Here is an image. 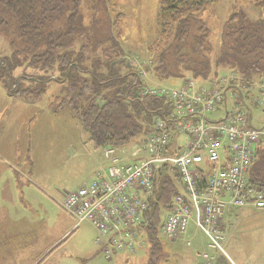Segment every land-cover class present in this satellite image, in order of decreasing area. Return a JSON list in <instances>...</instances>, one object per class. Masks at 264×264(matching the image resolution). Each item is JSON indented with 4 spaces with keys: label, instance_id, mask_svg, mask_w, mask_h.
Returning <instances> with one entry per match:
<instances>
[{
    "label": "trees",
    "instance_id": "obj_1",
    "mask_svg": "<svg viewBox=\"0 0 264 264\" xmlns=\"http://www.w3.org/2000/svg\"><path fill=\"white\" fill-rule=\"evenodd\" d=\"M81 1L0 0V32L11 28L7 36L12 53L0 55V84L10 98L33 104L44 97L51 82L63 83L48 107L75 119L96 149L116 147L125 154L126 146L144 143L154 133V119L164 117L169 103L163 97L141 95L149 85L146 74L158 82L193 78L204 84L214 78L213 68L221 65L245 80L264 75V19L251 24L242 13L232 14L223 25L220 50L212 57L210 30L193 13L216 0H159L157 30L147 46L152 57L148 64H138L141 74L110 32H102L97 41L92 37L99 22L94 18L97 12L102 11L108 28L117 27L122 14L115 10L114 1L96 0L92 20L85 24L79 13ZM255 5L264 10V0ZM104 42L111 45L103 46ZM20 63L42 73L13 77L11 70ZM246 179L264 188V138L255 146ZM180 190L175 169L163 165L154 177L140 225L141 238L149 245L148 264H156L162 255L163 215Z\"/></svg>",
    "mask_w": 264,
    "mask_h": 264
},
{
    "label": "built area",
    "instance_id": "obj_2",
    "mask_svg": "<svg viewBox=\"0 0 264 264\" xmlns=\"http://www.w3.org/2000/svg\"><path fill=\"white\" fill-rule=\"evenodd\" d=\"M131 62L137 66V60ZM206 83L187 78L177 87H145L141 95L163 97L169 103L164 117H155L154 133L127 155L116 147L104 148L105 164L92 180L63 195L61 207L75 226L88 223L96 229L95 242L106 260L143 246L140 225L146 198L163 165L175 169L181 186L161 226L168 241L185 236L193 224L208 249L224 254L225 216L245 206L264 210V188L246 179L255 146L264 138V125L252 124L249 108L264 115V75L245 80L229 70ZM172 132L188 139L169 153ZM204 162L207 170L201 166ZM200 257L212 259L205 251Z\"/></svg>",
    "mask_w": 264,
    "mask_h": 264
},
{
    "label": "rangeland",
    "instance_id": "obj_3",
    "mask_svg": "<svg viewBox=\"0 0 264 264\" xmlns=\"http://www.w3.org/2000/svg\"><path fill=\"white\" fill-rule=\"evenodd\" d=\"M100 1V0H98ZM115 3V10L120 12V19L118 21L117 27L112 24L111 27L106 26V17L102 14V11L95 14V19L98 20L97 24L93 28V39L95 41L99 40L100 37L106 33L110 32L114 39L118 40L120 48L130 56V60L133 58L137 60L139 65L145 63L148 64L151 59V54L147 50L149 41L155 37L156 32V15L159 0H113ZM257 0H216L215 2L205 5L197 11H194L193 15L200 18L205 22L210 30V44L212 46V57L217 55L221 47V36L224 23L227 19L234 13H242L247 21L251 24L256 23L259 19H264V10L255 5ZM96 0H82L79 7V13L83 16L84 24L86 22H91L93 17V5ZM95 8L98 9L100 6ZM105 5V3H104ZM109 7V6H108ZM103 8V5H101ZM116 11V12H117ZM119 30V31H118ZM11 32L9 27L6 31L0 32V55L9 56L12 53L11 47L9 45L10 38L7 36ZM103 32V34H102ZM109 35V34H108ZM109 47L110 42H104L103 46ZM21 48V47H20ZM87 51V50H85ZM23 55V54H22ZM22 55L20 57L22 58ZM137 71L143 73V69L138 66ZM229 70L228 67L218 66L213 68L211 74L213 77L225 74ZM42 73L39 69L27 66L25 63H20L14 65L11 70L13 77L15 76H36ZM55 75L57 73L55 72ZM200 80V79H197ZM146 82L150 85H162L165 87H177L182 83L179 78L170 79L163 82H158L154 80L151 76L146 74ZM200 82V81H198ZM207 85V83H204ZM63 83L51 82L47 88L44 97L33 104H22L20 100V109L23 110L20 113L19 120L29 121L30 126L31 118L33 112L38 110L37 108L49 109L48 104H50L52 97L58 94L63 88ZM1 87V85H0ZM3 106V105H0ZM252 124L258 128L264 125V115H262L258 110L252 108ZM60 116L56 118H51V121L46 122V158L52 157L51 161L46 163V189L50 192V200L48 197L43 196L35 190H28L26 187L34 189L33 186H27L30 182L28 179V173L26 170L28 156L26 153H22V147L24 140L19 137V152L16 164L25 176L20 175V191L19 194L13 197V204L16 206L14 208H19V217L21 220L28 219V215L32 216L34 220H39L41 222L37 223L36 226L29 229L31 231L23 233L21 237L17 240L19 245L24 241L32 240L39 245L41 239L47 234L53 235L60 231V228L65 227L59 220L68 221V216L65 214L61 208V201L63 199L64 192L71 191L86 184L87 180L93 172L92 158L86 160L82 157L83 144L78 142L77 135L82 136L80 128H66L65 126H71L72 117L67 114H59ZM29 116V118H28ZM209 117V115L207 114ZM192 122L196 121V117H191ZM74 121V120H73ZM76 123V121H74ZM23 123V122H21ZM26 123V124H27ZM42 126V125H39ZM35 126L32 125V129ZM182 139L181 143L174 142V140ZM188 139L186 134H178L172 132L171 138V148H177L178 145L183 144ZM73 140V141H72ZM72 141V142H71ZM135 141L133 145H139ZM126 146L125 155L129 154L133 148V145ZM73 149L82 153L77 159L67 162L65 165L63 162L59 161L62 158L63 149ZM72 149V148H71ZM94 155L97 154L96 148L92 146ZM24 156V157H23ZM84 156V155H83ZM47 161V159H46ZM86 165L83 168H79L76 171H72V166ZM100 165V164H99ZM62 166L66 167V171L60 168ZM203 168L208 169V163L204 162L201 164ZM7 169V168H6ZM4 169V171H6ZM96 169V166H95ZM95 171V170H94ZM94 174V172H93ZM93 178V176H92ZM91 178V180H92ZM90 180V181H91ZM26 202H31L36 206L37 211L29 213L24 210L21 206H24ZM4 205L7 204L2 202ZM10 204V203H9ZM233 211V210H232ZM231 211V212H232ZM237 213L233 214L235 217L231 219L224 220L223 230L225 238L223 241L224 254L218 252L219 264H264V212L254 211L253 208L245 206L237 209ZM4 214V212H3ZM24 217V218H22ZM24 222V221H23ZM45 222V224L43 223ZM90 225V224H89ZM86 224H80L77 231L68 237L60 246L56 247L54 250L48 254L40 264H147L150 257L149 245L146 239H143V246L141 248H136V254L133 256H121L113 258L112 260H106L101 254H94L89 256L81 255V251L85 249L94 240V236L97 235V231L93 226ZM31 226L26 225L24 228ZM70 227H67V230ZM195 231L193 225L191 224L188 228L189 234ZM189 236V235H188ZM193 237L192 245H185V236L176 240L180 243L182 252L192 251V260L187 262L186 258L179 259L171 252H168L171 243L167 242L165 238L160 234L159 240L162 244L164 256L162 255L158 259L156 264H194L205 263L201 257L197 256L195 252L201 253L205 251L211 252L205 245V238L198 230L195 231ZM91 241V242H90ZM45 241H41L42 244ZM6 246V247H5ZM20 248V246H19ZM96 248V246H95ZM97 249V248H96ZM197 249V250H196ZM213 251V250H212ZM21 252H18V255ZM189 255V254H188ZM190 256V255H189ZM37 257V256H36ZM35 257V258H36ZM45 261V262H44ZM232 263H231V262ZM58 262V263H57ZM0 264H26V259H21L17 261L6 243L2 242L0 239Z\"/></svg>",
    "mask_w": 264,
    "mask_h": 264
},
{
    "label": "crops",
    "instance_id": "obj_4",
    "mask_svg": "<svg viewBox=\"0 0 264 264\" xmlns=\"http://www.w3.org/2000/svg\"><path fill=\"white\" fill-rule=\"evenodd\" d=\"M247 101L250 102V100ZM0 105H3L0 106V239H1V243L2 242L6 243V245L9 248V252H11L13 256L15 254V258L17 261L19 260V258H21V259H26V264H40L42 260L48 254H50L52 250L60 246L65 240L68 239V237L74 234L77 231L80 224L75 226L74 218L68 212L63 210L69 219L68 221L59 220L60 223L65 225V227L60 228V231H58L56 234L54 233L53 235L46 233V236H44L41 239V241H45L42 244H40L41 241L38 245L36 244V242H32V240H28V241H24L22 244L19 245L17 239L21 237L23 233L28 232L25 230H27V228L29 230L33 228L32 226H36L37 223L41 222L37 219L34 220L30 215H28L29 217L28 219L21 220L18 212L19 208L18 209L14 208L16 205L13 204V197L17 196L20 191V183H19L20 175L25 176L23 172H21V170L19 169L18 165L16 164V161L18 159V152H19V137H22V139L24 140L22 153L24 152L28 156V158H26L28 161L26 170L30 182L27 183V186L29 185L34 187V189H31L29 187L26 188L28 190H35L36 192H39L43 196L48 197L50 200L51 194L46 189V184H47L46 171L49 169L46 168V163L50 162L52 157L46 158V122L51 121V118L57 119L60 115L53 113L50 109L37 108L38 110H36V112H33V116L31 118H29L28 116V118L31 119L30 123L33 124H30V126L25 127V125H29V121L27 123L26 120L23 121L19 120L20 113L23 111L20 109V101L10 98L2 86L0 87ZM25 105L29 106L27 104ZM73 120L76 121L75 119L72 118L71 126L69 125L68 127L67 126L65 127L75 128L79 126L81 130L80 132H82L83 134L82 136L77 135L76 139L78 140V142H81L83 144V146H81L82 147L81 151L83 152L84 156L82 155V153L73 149V147H69L70 149H63V153H62L63 156L62 158L59 159V161L60 163L62 161L63 164L65 165L67 162L77 159L81 155L86 160L92 158L91 162L93 164V172L95 174L97 169L105 164L102 155L103 149H96L97 154L94 155V152L92 150V143L88 140L89 139L88 133L77 122L75 123ZM32 125L35 126L34 129H32ZM181 141L182 139H179L177 143L180 144ZM84 166L86 165H82V167L72 166L71 170L76 171L79 168H83ZM60 168L66 171L65 166H62ZM4 169H6V171H4ZM93 172L90 177V180L92 176L94 177ZM90 180H87L86 183H89ZM2 202H5L7 204L4 205ZM21 207L24 210L28 211L29 213L33 211H37L36 206L31 202H26V204H24V206ZM234 210L232 212L230 211L225 216L224 220L231 219L237 216V215L235 216L233 215L238 212L237 209ZM166 215L167 212H164L162 223ZM43 223L45 224V222ZM223 223H222V228H223ZM27 224L31 226L24 228ZM81 224H86V223H81ZM87 225L89 224L87 223ZM67 227H70V230L69 229L67 230ZM193 228L195 231L197 230L194 227V225ZM195 231H192L190 234L189 232H187V234L185 235L186 246L192 245V241H193L192 236H194ZM95 238L96 235L94 236V240L92 239V242L90 241L91 243L89 244V246H87L85 249H83L80 252L81 255L83 254L84 256H89V255L91 256L94 254L101 255L100 249L95 242ZM166 241L171 243L169 250H167L168 252H171L172 255L174 254L179 259L186 258L187 262H191L193 257L192 251H190V253L182 252L180 248L181 246L179 245L180 243H177L176 241H168V240ZM187 241L190 242L189 245L186 243ZM205 245H206V240H205ZM95 246L97 249L95 248ZM19 251L21 252L20 253L21 255H18ZM210 251L211 252L208 251V253L212 256V259L206 260V262L202 264H219L218 260L220 257L218 255V251L215 250L213 251L210 250ZM136 252H137L136 249L134 252H127V251L120 252L115 254L113 258H117L121 256H133L136 254ZM161 254L164 256L162 244H161ZM195 254L200 257V253H198L197 251L195 252ZM187 264H191V263H187ZM194 264H199V263H197L196 261V263Z\"/></svg>",
    "mask_w": 264,
    "mask_h": 264
},
{
    "label": "flooded vegetation",
    "instance_id": "obj_5",
    "mask_svg": "<svg viewBox=\"0 0 264 264\" xmlns=\"http://www.w3.org/2000/svg\"><path fill=\"white\" fill-rule=\"evenodd\" d=\"M254 211H258V210H256V209H253ZM258 212H260V211H258Z\"/></svg>",
    "mask_w": 264,
    "mask_h": 264
},
{
    "label": "bare ground",
    "instance_id": "obj_6",
    "mask_svg": "<svg viewBox=\"0 0 264 264\" xmlns=\"http://www.w3.org/2000/svg\"><path fill=\"white\" fill-rule=\"evenodd\" d=\"M235 211V210H234Z\"/></svg>",
    "mask_w": 264,
    "mask_h": 264
}]
</instances>
